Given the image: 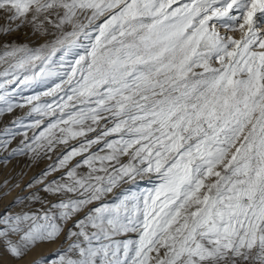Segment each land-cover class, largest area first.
Returning a JSON list of instances; mask_svg holds the SVG:
<instances>
[{"label": "snow or ice", "instance_id": "obj_1", "mask_svg": "<svg viewBox=\"0 0 264 264\" xmlns=\"http://www.w3.org/2000/svg\"><path fill=\"white\" fill-rule=\"evenodd\" d=\"M0 10V35L48 37L0 47V120L27 109L0 128V165L56 154L13 202L32 210L0 213L12 257L55 245L31 264H264V0Z\"/></svg>", "mask_w": 264, "mask_h": 264}, {"label": "rangeland", "instance_id": "obj_2", "mask_svg": "<svg viewBox=\"0 0 264 264\" xmlns=\"http://www.w3.org/2000/svg\"><path fill=\"white\" fill-rule=\"evenodd\" d=\"M7 16H8V13H6L4 10H0V27H3L6 24ZM219 30L221 31V34H224V29H219ZM229 34L233 35L237 39H239L241 36V33L239 32H234V33H229ZM46 39H48V37H41L39 35H33L31 30L26 27L10 35H0V47H2V45L5 42L27 43L31 47H39ZM36 91H43V89L38 88L36 89ZM31 94L33 93L32 92L24 93V95H31ZM26 111L27 109H24L23 111L18 109L13 114L6 115L2 120H0V128H3L15 116L23 115V113ZM18 142H19V138L13 142L12 147H15ZM55 155L56 154H53V160H55ZM53 160H48L45 158L41 161H37L33 163L27 157H19L15 160H12L7 165V167L0 165V182H2L3 179L9 174H15L21 171L26 173V175L23 176V182L20 188L0 198V211H3L6 208H9V206H12L16 197L21 196V195L26 196L28 193L24 194V191H25L24 186L33 177L39 175L47 167V165L53 162ZM148 186L149 185L146 182L142 183V187H148ZM0 191H6V190H0ZM33 207L39 208L40 205H35ZM10 210L13 212H22V211L32 210V209L26 208L25 206L21 205V206H12ZM11 239L17 240L19 239V237L13 236L11 237ZM54 248H55V245H42L39 248L34 249L31 253H29V255L24 260H17L7 252L5 242L3 241V239H0V264H31V262L35 260L38 256L43 255L45 253H49Z\"/></svg>", "mask_w": 264, "mask_h": 264}, {"label": "bare ground", "instance_id": "obj_3", "mask_svg": "<svg viewBox=\"0 0 264 264\" xmlns=\"http://www.w3.org/2000/svg\"><path fill=\"white\" fill-rule=\"evenodd\" d=\"M24 194H27V192H26V191H24ZM2 212H4V210H3V211H0V213H2Z\"/></svg>", "mask_w": 264, "mask_h": 264}]
</instances>
